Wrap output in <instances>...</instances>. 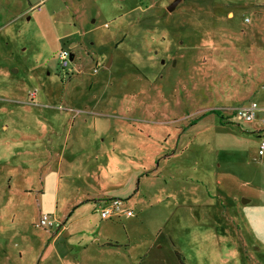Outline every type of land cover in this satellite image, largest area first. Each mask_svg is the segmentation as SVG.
<instances>
[{"label":"rangeland","instance_id":"374dc122","mask_svg":"<svg viewBox=\"0 0 264 264\" xmlns=\"http://www.w3.org/2000/svg\"><path fill=\"white\" fill-rule=\"evenodd\" d=\"M174 1L0 0V264H264V0Z\"/></svg>","mask_w":264,"mask_h":264},{"label":"built area","instance_id":"2783aa9c","mask_svg":"<svg viewBox=\"0 0 264 264\" xmlns=\"http://www.w3.org/2000/svg\"><path fill=\"white\" fill-rule=\"evenodd\" d=\"M45 0H40L37 7H33L34 9H42V5L44 4ZM72 50L68 48H61L58 52V59L61 68L66 71L67 68L70 67L72 61ZM76 57V55H75ZM97 71V70H96ZM38 92L33 91L32 96L37 97ZM259 111V104L257 102H251L239 107H236L233 113L238 116L240 119L246 122H253L257 116ZM259 154L261 157L264 156V139L260 142L259 146ZM96 205V211L100 213L103 219H111V218H118L121 217L124 213L130 212L129 209L124 208V199L121 198H99ZM132 213V210H131ZM57 224V218L52 213L42 212L37 222V226L49 230L52 229Z\"/></svg>","mask_w":264,"mask_h":264},{"label":"crops","instance_id":"0c3cea01","mask_svg":"<svg viewBox=\"0 0 264 264\" xmlns=\"http://www.w3.org/2000/svg\"><path fill=\"white\" fill-rule=\"evenodd\" d=\"M47 149L49 151V148H47ZM51 167L49 166V168H51ZM51 169H54V168H51ZM60 182H61L60 175L57 174V177L55 176L54 177V180H53V187H52V189L54 191V198L53 199H45V196H43V199L42 198L41 199L38 198V201L40 203V206L42 207L41 208V211H40V215H41V213L43 211L44 212H50V213L53 212V211H56V209L54 207H57L56 206L57 205V200L59 198V193H60V184H61ZM93 198L96 199V197H93ZM52 201L55 203V206L54 207L52 206ZM127 209H129V208L127 207ZM132 213H134V211ZM130 214L131 213L122 215L121 218H125V221H128V219L132 216V214L131 215ZM118 222H121V221H118ZM118 222H116L115 224H117ZM123 224H124L123 225V230H124L125 234L128 236V239H126L123 242H120V239H114L115 241L107 242V243H110L112 245H117V246H119L121 244L125 248H129L131 246V236L129 234L128 225H126L125 223H123ZM143 255L146 257L148 255V252L144 253ZM144 259H140L139 263L140 264H145L146 261Z\"/></svg>","mask_w":264,"mask_h":264},{"label":"water","instance_id":"95a60500","mask_svg":"<svg viewBox=\"0 0 264 264\" xmlns=\"http://www.w3.org/2000/svg\"><path fill=\"white\" fill-rule=\"evenodd\" d=\"M183 0H175L171 5H169V10L170 11H173V10H175L176 8H177V6L182 2ZM74 58H75V54L73 53L72 54V60H74ZM244 202H247L248 201V199H244L243 200Z\"/></svg>","mask_w":264,"mask_h":264},{"label":"flooded vegetation","instance_id":"af4514ba","mask_svg":"<svg viewBox=\"0 0 264 264\" xmlns=\"http://www.w3.org/2000/svg\"><path fill=\"white\" fill-rule=\"evenodd\" d=\"M163 62H165V61L163 60Z\"/></svg>","mask_w":264,"mask_h":264},{"label":"bare ground","instance_id":"6f19581e","mask_svg":"<svg viewBox=\"0 0 264 264\" xmlns=\"http://www.w3.org/2000/svg\"><path fill=\"white\" fill-rule=\"evenodd\" d=\"M75 54V53H74Z\"/></svg>","mask_w":264,"mask_h":264},{"label":"trees","instance_id":"16d2710c","mask_svg":"<svg viewBox=\"0 0 264 264\" xmlns=\"http://www.w3.org/2000/svg\"><path fill=\"white\" fill-rule=\"evenodd\" d=\"M224 121V120H223Z\"/></svg>","mask_w":264,"mask_h":264}]
</instances>
